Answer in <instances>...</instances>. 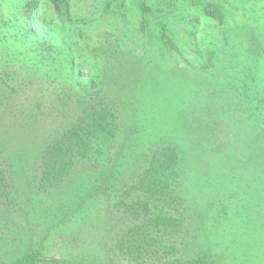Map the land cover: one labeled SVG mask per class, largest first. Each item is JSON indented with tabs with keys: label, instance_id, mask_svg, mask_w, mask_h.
Listing matches in <instances>:
<instances>
[{
	"label": "trees",
	"instance_id": "obj_1",
	"mask_svg": "<svg viewBox=\"0 0 264 264\" xmlns=\"http://www.w3.org/2000/svg\"><path fill=\"white\" fill-rule=\"evenodd\" d=\"M16 1L25 14V24H20V28L24 31L23 36L30 38V60L47 67L56 65L67 55L70 72L75 79L68 92L64 93L65 102L74 99L76 104L72 120L40 149L37 162L32 166L35 172L29 167L25 171L26 177L37 183V188L31 191L45 196L76 169L74 193L80 197L83 190L100 189L107 182L104 178L110 177L117 183L132 167V181L123 182L119 189L116 187L115 202L110 200L113 208H122L130 224L121 228L119 238L118 230L112 229V256L106 263L145 261L147 258L158 259L157 264H217L205 253L211 249L206 236L202 237L203 253L173 254L162 259L159 238L166 233L169 236L181 235L180 230L186 231L184 236L189 235L197 215L191 208L195 207L199 212L203 208L194 195L197 202L185 198L189 192L207 193L212 198L223 193L235 196L253 190L264 191V184H256L259 170L264 177V4L257 9L259 2L264 0H228L233 4L231 9L221 1L222 13L217 8H206V15L216 20L213 28L217 42L205 43L197 39L199 43L196 42L197 50L193 57L198 63L193 64L190 78L181 71H190L187 66H172L176 65L177 47L163 24L156 29L150 44H145L138 51L133 47L132 38L126 40L124 49L123 41L122 46L118 42V34L113 39L101 34L100 40L90 46L88 83L80 75L81 65L76 64L73 46L78 45L77 39L89 46L94 33L91 29L93 20L88 23L75 21L79 31L74 29V33L67 29L68 35L72 36L64 39L67 43L61 48L55 38L56 30L67 25L75 26L68 0H15L13 3ZM118 7H112L109 13L116 18L113 22L118 18ZM137 7L143 16L149 17L155 12L146 0L138 3ZM33 16L35 18L31 20ZM151 28L145 27L142 35L150 32ZM135 36L139 41V36ZM131 68L134 70L132 75L128 71ZM79 92L82 94L75 100L73 96ZM56 96L60 98V93ZM194 98H201L199 103L207 105H200L204 110H208L211 103L218 105L222 104V99H228L234 115L242 118V123L249 128V136L258 140L260 148L223 146L218 136L216 145H209V136L221 124L215 118L209 122L203 111L195 124L202 130V142H197V148L186 147L176 138V132L183 126L175 124L172 119L184 111L186 124L195 109L190 104ZM147 105L151 108L146 126L143 112L148 110ZM158 125L162 126L157 130ZM197 141H201L200 138ZM189 153L193 155L194 162L188 159ZM24 154L29 157V153ZM125 159L133 160L128 166H123ZM254 160L256 166L253 167ZM18 173H21L19 165L11 164L0 155L1 207L18 209L12 206L22 199V186L16 179ZM119 190L121 193L118 194ZM103 195L97 193L99 200L103 201ZM214 202L212 199L209 206L212 207ZM61 203H65L64 198ZM91 203L93 200L85 202L82 216H75V211H72L69 221L90 217ZM69 213L65 212L63 217H68ZM205 214L209 216L212 211ZM163 248V255L175 250L173 243ZM2 264L85 263L73 257H47L38 249L28 248L19 258L3 260Z\"/></svg>",
	"mask_w": 264,
	"mask_h": 264
},
{
	"label": "rangeland",
	"instance_id": "obj_2",
	"mask_svg": "<svg viewBox=\"0 0 264 264\" xmlns=\"http://www.w3.org/2000/svg\"><path fill=\"white\" fill-rule=\"evenodd\" d=\"M13 1L15 0H0V155L2 158H7L11 164L19 165L21 173H18L16 179L20 182L23 192H21V202L17 200V203L15 201L12 205L17 206L18 209L0 206V264L3 260L19 258L28 248L38 249L47 257L67 259L73 257L85 264H107L106 260L112 256L110 251L112 229L118 230L119 238L122 234L121 228L124 229L127 224H130L124 217L122 208H113L110 200L115 202L116 187L119 189L123 182L132 181L134 176L131 178V173L134 168L127 169L117 183L110 177H103L107 182L100 189H91L88 192L83 190L80 197L74 193L77 186L76 169L64 179L62 184L46 194L47 196L35 195L31 191L37 188V183H32L26 177L25 171L29 167L33 173L35 172L32 166L37 162L40 149L72 120L76 104L74 99L65 102L64 93L68 92V88L72 86L75 79L70 72L67 55L66 59L47 67L38 66L30 60L31 52L28 49L31 43L30 38L23 36L24 31L20 28V24H25V14L20 11L21 8L18 6L20 3L18 4V1L13 3ZM141 1L68 0L75 26L67 25L65 28L56 30L55 38L62 46L61 48L67 43L64 39H71L72 36L68 35L67 29L79 31L75 21L88 23L93 20L91 29L94 33L89 40V46L87 47L79 39H77L78 45L73 46L74 58L76 64L81 65L79 71L85 83L89 80L90 70L87 60L91 58L90 46L98 42L101 34L112 39L118 34V42L122 46L123 41L124 49H126V40L132 38L133 47L138 51L143 49L145 44H150L155 37L156 29L163 24L177 47L176 65L172 66H187L190 71H185L186 69L181 71L186 78H190L193 74V64L198 63L193 57L197 50L196 42L199 43L200 40H204L205 43L217 42L214 40L213 28L216 20L206 15V8H217L219 13H222L224 8L219 5L221 1L230 9L233 6L228 0H146L152 4L155 11L148 17L138 12L137 4ZM263 2H259L257 9H260ZM115 5H119V10L117 20L113 22L112 20L116 18L109 13L111 14V9ZM34 18L35 16L31 17V20ZM98 20L102 21L98 23ZM73 21H69L70 24ZM26 24L28 26V21ZM147 26L152 28L144 36L142 31ZM135 35L139 36V41ZM76 36L79 35L76 34ZM61 56L65 57L62 53ZM128 71L131 75L134 73L132 68ZM57 93H60V98L56 96ZM81 94L82 92L76 93L73 97L76 100ZM191 101L190 104L195 109L186 124L184 111L179 112L172 119L175 124L183 126L181 129L177 127L180 130L176 132V138L186 147L197 148V142H202V130L195 124L197 117L204 112L210 119L209 122L215 118L221 124L211 133L212 135L208 131L209 145H216L218 136L223 146L244 145L255 149L260 148L258 140L249 136L251 135L249 128L242 123V118L234 115L228 99H222V104L218 103V105L211 103L208 110L200 108V105L204 106L199 103L202 101L201 98H194ZM147 106L148 110L143 112L144 125L148 124L150 115L151 107ZM161 126L158 125L157 130ZM197 138L201 141H197ZM24 153H29V157H26ZM192 156L189 153L188 159L191 161H193ZM26 159H28L27 162ZM130 160L125 159L123 166H128ZM254 166H256L255 160ZM261 173L262 170H259L256 183L258 186L264 184ZM194 192L187 193L185 198L195 201L197 199L198 202H196L203 208L199 212L195 207H190L192 213L197 215L190 226L188 236H184L183 233L186 231L181 230L179 231L181 235L169 236L167 233L161 235L159 248H161L162 257L160 259L172 257L173 254L183 256L190 255L192 252H204L201 243L202 237L206 236L211 249H207L205 253L217 264H264L263 189L242 192L243 194L235 196L223 195L225 193L216 194L212 198L207 193L198 191L194 194ZM97 193L105 194L103 201L99 200ZM119 193L121 190L118 191ZM68 197H71V200ZM63 198L64 204L61 203ZM212 199L215 202L210 207ZM92 200L90 217L79 221L75 219L74 222L69 221L72 211H75V216H82L83 210L86 209L85 202ZM193 204L194 202L191 205ZM63 208L67 210L63 211ZM67 211L70 213L68 217L65 216V219L63 214ZM207 211H212V214L207 216L205 214ZM167 212L169 213L168 210ZM182 225L181 229H183ZM171 243L175 250L163 255V247ZM157 262L158 259L146 258L145 261L122 260L118 264H157Z\"/></svg>",
	"mask_w": 264,
	"mask_h": 264
}]
</instances>
